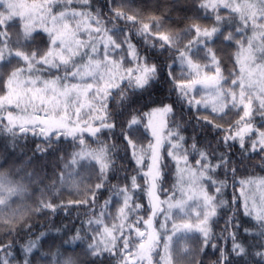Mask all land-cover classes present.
Here are the masks:
<instances>
[{"label": "snow or ice", "instance_id": "obj_1", "mask_svg": "<svg viewBox=\"0 0 264 264\" xmlns=\"http://www.w3.org/2000/svg\"><path fill=\"white\" fill-rule=\"evenodd\" d=\"M217 5L237 13L243 25L249 26L250 30H260L258 35L264 37V0H202L201 3L202 7L216 8ZM31 11L41 24L24 33L22 39L31 41L39 35L36 29L42 28L47 40H41L39 44H43L47 50L33 49L30 54L20 59L19 66L0 65V92L5 93L0 95V133L9 134L0 138L5 142V149L11 148L13 151L20 147L21 140L25 142L26 148L30 135L41 138V143L32 149L33 156L28 158L30 162L37 153L46 156L50 151H59L66 137H71L74 142L78 141L83 154L85 134H91L97 137L98 148L87 154L94 156L101 165L98 172L100 183L88 189L90 197L67 204H54L47 199H40L31 209V215L47 214L61 209L68 211L72 207L87 206L91 209L103 191L112 188L115 195L121 197L117 205L122 206H118L115 212L101 210L98 216L93 212L97 219H89L88 225L91 227L95 223L97 228L94 231L103 239L89 243L87 253L99 257L104 252L111 253L115 250L121 264H129L130 259H134V264H157L153 253L160 244L162 232L167 231V224L158 220L161 212L159 205L166 201H161L156 193L158 187L160 191H164V178L171 165L172 171L175 167L181 181L187 175L191 190L203 200V211H197L196 222L183 225L184 228L195 229L198 233L197 255L201 258L195 264H204L208 248L214 250L215 259H208L207 264H238L240 258L247 260L248 246L238 237L242 230L244 235L264 242V177L239 181L241 192L239 195L234 194L231 199L227 198L226 189L228 174L232 175L233 186L238 174V169L230 163L232 142L238 143L244 155L251 150L260 156V167L264 169V155H261L264 153V128H255L252 121L254 114L264 118V39L254 49L251 40L245 44L236 39L235 32H239V29L221 33L223 40L235 41L239 45L235 63L242 64V67L235 79L231 78L232 70L225 69L229 71V75H223L222 67L227 53L221 47L207 46L201 58L202 61H210L214 66V75H208L205 71L208 64L198 62L194 56L185 58L181 54L179 57L180 62L186 65L190 78L176 76L175 59L170 65V78L174 79L181 98L189 105V110L193 104L210 107L211 114L197 115V120L214 128L219 142L226 146L223 154L210 153L206 149L197 152L194 143H186V137L180 131L178 122L173 119L172 104L154 107L147 113V123H144L145 114L133 109L125 115L122 125L119 126V136L116 135L118 124L113 118L115 109L110 102L114 97L118 101L122 100L129 90L148 86L158 77V65L150 62L149 55L141 52L126 32L123 36L114 35L109 19L93 11L90 0H43L39 4L32 3ZM117 17L133 23L139 22L145 42L153 47L161 50L167 47L179 51L176 45L182 37L174 30H162L165 29L163 13L159 17L150 14L145 17L115 7L111 19L115 20ZM223 19L217 13L216 22ZM145 20L149 22H144ZM49 21L51 27L48 26ZM101 24L103 27L93 28V25ZM189 28L194 30L197 40L201 36L214 37L221 31L215 25L209 29L202 28L199 24H191ZM85 35L86 39L81 38ZM228 58L231 59V56ZM0 61H3L2 56ZM53 72L56 73L55 76L52 75ZM229 80L231 85L238 84V93L231 85L225 87ZM197 84L203 86L202 94L195 89ZM194 91L200 95L199 99L193 95ZM241 106L242 115L239 111L233 113V109H240ZM85 108L87 111H84ZM225 109L228 111L225 112ZM197 111L199 112V108ZM157 114L169 117L161 124L166 135L153 124L152 117ZM233 115L239 118L232 119ZM149 131L154 143L145 135ZM109 137L111 143L108 142ZM145 141H148L146 147ZM121 149L125 153L122 158L129 159L135 174L129 176L126 170L125 185L115 189L111 186L108 175L110 171L117 170L116 157ZM193 155L199 158L189 166V159ZM214 156L217 158L214 159ZM247 157L252 159L251 155ZM181 161L185 166L183 168L180 167ZM120 168L123 169L122 166ZM145 168L147 171L143 170ZM5 177L6 174L0 172V186L3 185ZM58 180L57 177V182ZM246 183L258 184L262 189L260 195L249 197L243 190ZM56 186L57 183L54 182L51 188ZM19 190H23L22 186ZM145 195L148 197L147 205L142 203ZM111 207L112 201L106 200L105 208ZM141 211L143 216L137 215ZM85 215L88 213L85 212ZM99 216H103L104 220ZM244 216L250 218L247 224L257 226L256 231L244 227ZM221 219L224 227L217 234L216 228L219 227ZM105 220L121 222L112 223L111 227L104 226L101 233L99 226ZM125 225L128 232L124 231ZM142 226L145 230H141ZM0 227L7 229L3 233L5 236L13 237L10 242L0 244V264H33L30 254L38 248V241L47 233L41 232L35 241L30 240L27 245L22 246L23 260L18 261L12 251L15 247L14 237L22 230H27V234L32 235L33 225L24 223L13 228L0 223ZM76 232L70 241H61L54 250L50 247L48 252L42 253V256L48 257V264H81L80 256L84 249L77 252L64 247L66 243L74 244L87 238L83 225ZM81 232L84 233L83 236L80 235ZM133 232L134 236L131 235ZM219 239H223L225 244L214 243ZM229 242L230 249L227 247ZM172 244L173 236H165L159 264H171ZM179 248L182 254L191 251L186 242H181ZM254 255L264 260V247L258 248Z\"/></svg>", "mask_w": 264, "mask_h": 264}, {"label": "trees", "instance_id": "obj_2", "mask_svg": "<svg viewBox=\"0 0 264 264\" xmlns=\"http://www.w3.org/2000/svg\"><path fill=\"white\" fill-rule=\"evenodd\" d=\"M29 2H43V0H27ZM202 0H90V6L93 11L105 16L109 19L113 28L114 35H121L126 32L136 43L138 49L141 52L149 55L150 62L158 65V77L153 80L144 89L129 90L127 96L118 101L113 98L110 102L115 109L113 112V118L117 121L118 127L115 129L116 135L119 136V126L122 125L125 115L131 112L133 109L145 114V121L147 123V113L154 107L161 104H172L174 108L173 119L178 122L180 131L186 137V143L188 145L195 144V151L206 149L210 153L223 154L225 151L224 145H222L218 138L214 128H210L204 124L203 121L197 120V115L211 114V108L204 105H189L181 98L178 88L175 85L174 79L170 78L169 67L173 64L175 59L176 76L181 75L189 76L186 65L182 64L179 60L181 54L187 58L188 56H194L198 62L207 63L208 67L205 71L208 75H214V66L210 61H202L201 58L204 55V51L207 46L221 47L227 53L225 56V63L222 67V72L225 77H228L229 71L232 70V79L236 78L239 73L240 64H236L238 47L235 41H225L222 38L221 33L235 32L239 29V32H235L236 39L247 44L250 40V30L243 26L239 15L233 12L231 9L221 8V6L209 9L208 7L201 6ZM2 0H0V8L2 7ZM115 7L137 13L138 15L147 14L156 15L159 17L163 13V27L162 30H174L180 34L182 39L176 47L179 51L171 50L167 47L164 49H158L151 44L145 42V38L141 32L139 22L133 23L127 21L123 17H117L112 20L113 11ZM217 13L221 14L224 19L219 23L216 22ZM144 22H149L145 20ZM191 24H199L202 28H212L214 25L220 28V32L214 37L201 36L197 40L194 30H191L189 26ZM103 27V25H97V27ZM154 27L156 25L154 24ZM123 29V32L121 31ZM36 33L39 35L33 38L31 41H24L22 39L23 21L21 18L16 17L13 19L0 21V47L3 48V61H0V65L5 67L10 64L19 66L20 59L27 54H30L33 49H41L46 51L47 49L43 44H39L41 40L46 41L47 35L43 32L42 28L36 29ZM103 35V33H102ZM264 39V37H261ZM191 41V44L189 43ZM51 47V45H49ZM19 54V55H17ZM231 56V59L228 58ZM235 68L233 69V65ZM227 69V70H225ZM56 75L53 72L52 75ZM223 83V81H222ZM231 85V80L228 81V85ZM237 93L239 92V86L231 85ZM195 89L201 94L203 92V86L197 84ZM5 94L0 92V95ZM196 98L199 99L200 95L193 92ZM199 108V112L197 109ZM228 109H225L227 112ZM233 113L239 111L242 115V106L240 109H233ZM215 115V114H212ZM232 119H238V116L233 115ZM169 117H165L157 114L152 117L153 124L166 135V131L161 127L162 123H165ZM255 128H264V118L258 114H254L252 118ZM98 126V125H97ZM226 127V126H225ZM141 131L143 127L141 126ZM152 142L150 131L145 133ZM9 136L7 133H0V137ZM103 139V137H100ZM86 145H84L85 153H81V145L78 141H73L71 137L65 138V143L59 151L49 152L46 156H42L37 153L36 156L29 162L28 158L33 156L32 149L36 144L41 143V138L35 136H29L27 141V147H24L25 142L20 141V147L13 151L11 148L5 149V142L0 138V172L6 174L4 183L0 186V223L4 225L18 228L24 223L33 225L32 235L27 234V230H22L19 235L14 237L15 247L12 251L18 261L23 260V253L21 247L29 243L30 240L35 241L36 237L41 233H47L46 236L38 241V248L33 250L30 254L33 259V264H48V257L42 256V253L48 252L51 247L54 250L61 241H70L73 236L77 234L76 230L83 225L87 232V238L82 241H76L74 244L66 243L64 247L69 251L75 249L81 253V264H121L120 257L113 252H104L99 257L91 256L87 253V245L89 243H95L98 240L99 235L96 234L94 229L97 225L94 223L91 227L88 225L89 219H97L101 210L115 212L118 206L117 201L121 200V197L116 196L112 188L104 190L103 194L99 196V200L91 209L84 207H72L66 211L61 209L56 212H48L47 214L31 215V209L36 206V201L40 199H47L54 204H67L71 201L85 199L90 197L91 193L88 192L89 188H94L96 184L100 183L98 178L100 162L92 155V153L98 148L97 137L91 134H85ZM109 143H111V137H109ZM148 141L144 142L146 147ZM233 143L232 156L230 157V163L235 165L238 169V174L235 177L236 183L233 186V178L231 173L228 174V187L226 189L227 198L231 199L234 194L239 195L241 192V184L239 181L258 180L264 177V169L260 167L261 157L257 156L254 151H249L246 155L239 149V145L236 142ZM247 155H251L252 159H249ZM261 155H264L262 153ZM125 156L124 151L121 149L116 157V171H110L108 179L111 182V186L115 189L123 187L126 183L124 180L125 171L127 175H134L132 171V165L129 159L122 158ZM199 157L193 155L189 159V166H192L195 159ZM217 158L216 156L213 157ZM74 161V162H73ZM167 162V161H166ZM123 167L121 169L120 167ZM147 171V169H143ZM31 174V175H29ZM57 177L59 178L57 182ZM223 178V177H221ZM75 181V185H73ZM56 182L57 186L51 188L52 184ZM142 182V181H141ZM175 185V187H173ZM22 186L23 190H19ZM164 191H160L159 187L156 195L161 201L172 199L176 197L179 192L178 185V173L175 171V167L172 171V166L169 165V169L166 172L164 182ZM247 183L244 185V192L247 193ZM143 195V194H141ZM55 197V198H53ZM111 200L112 207L105 208V201ZM141 203L140 200L137 201ZM142 203L148 204V197L145 195ZM161 212L158 216V220L161 221V214L165 207L164 203L159 205ZM85 212L88 215H85ZM93 212L97 213V216L93 215ZM139 216H143V212L137 213ZM101 220H104L103 216H99ZM145 219L147 217H144ZM246 224L244 227L257 230V226L247 224L249 217L244 216ZM121 221L105 220L104 224L99 226L100 232L103 231L104 226L111 227L112 223H120ZM130 222V221H129ZM155 226V225H154ZM224 227V221H219V227L216 228L217 234L221 232ZM6 228L0 227V244H6L13 240L12 236H5L3 233ZM141 230H145L142 226ZM124 231L128 232L127 225L124 227ZM80 235H84L83 232ZM119 235V233H116ZM134 236V232L131 234ZM167 235L173 236V244L171 251V264H195L197 259H200L197 255L198 241L196 236V230L186 231H172L168 230L162 232L161 241L159 246L155 249L153 255L157 264L161 260L163 255L164 237ZM95 237V240H93ZM248 246V258H240L238 264H264V260L254 255V252L264 247V242L252 239L243 234L241 230L238 237ZM139 241L137 240V243ZM181 242H186L189 249V253L182 254L180 252L179 245ZM225 244L223 239L214 241V243ZM230 249V242L227 245ZM208 255L204 257V264H207L208 259H215L214 250L208 248ZM129 264H134V259L129 260Z\"/></svg>", "mask_w": 264, "mask_h": 264}, {"label": "rangeland", "instance_id": "obj_3", "mask_svg": "<svg viewBox=\"0 0 264 264\" xmlns=\"http://www.w3.org/2000/svg\"><path fill=\"white\" fill-rule=\"evenodd\" d=\"M2 2L3 4L2 7L0 8V21L3 22L4 20L19 17L23 21L24 33L31 31L35 26L41 24V21L36 20L34 18L35 14L31 11V4L32 3L39 4L42 2H29L27 0H2ZM219 6L220 5H217V7ZM208 8L213 9L211 7ZM48 26L49 27L52 26L50 21ZM95 27H97V25H93V28ZM245 27L250 30L249 26H245ZM259 31L260 30H250V40L252 42V46L254 49L260 46V40L262 39L261 36L258 35ZM81 38L86 39L87 36L85 35L82 36ZM96 43H98V41H96ZM2 53H3V48L0 47V56ZM240 67H242V64H240ZM53 76H55V74ZM249 92H251V90H249ZM84 111H87V108H85ZM180 167L182 168L185 167L183 161H181ZM178 185H179V192L176 195V197L165 200L166 201L164 203L165 207L163 209V213L161 214V222L167 224V231L195 230V229H186L183 227V225L185 223L194 224L196 222L197 211H203V200L199 197V195L196 192L191 190L190 184L187 183L186 174L184 181H181L180 175L178 174ZM246 191H247L246 194L249 197L253 195L258 197L262 189L258 184L256 185L247 184ZM169 204H171L172 206L169 207ZM102 239L103 237L99 235L98 240H102Z\"/></svg>", "mask_w": 264, "mask_h": 264}]
</instances>
